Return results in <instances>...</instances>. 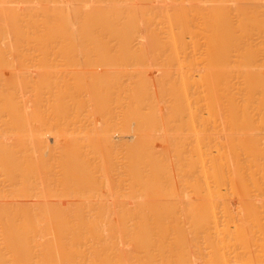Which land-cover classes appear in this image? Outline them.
Segmentation results:
<instances>
[{"label":"bare ground","instance_id":"obj_1","mask_svg":"<svg viewBox=\"0 0 264 264\" xmlns=\"http://www.w3.org/2000/svg\"><path fill=\"white\" fill-rule=\"evenodd\" d=\"M263 163L264 0H0V264H254Z\"/></svg>","mask_w":264,"mask_h":264},{"label":"rangeland","instance_id":"obj_2","mask_svg":"<svg viewBox=\"0 0 264 264\" xmlns=\"http://www.w3.org/2000/svg\"><path fill=\"white\" fill-rule=\"evenodd\" d=\"M260 167H263V168H264V163H263V166H259V167L256 169V173H257V174L255 175V177H256V176L258 177V178H255V180H256V181H255V184H256V185H258L259 182H261V178H260L261 176L259 177L260 174L257 172V171H259V168H260ZM259 172H260V171H259ZM263 176H264V172H263ZM259 178H260V179H259ZM263 178H264V177H263ZM256 193H257V191L255 192V194H256ZM257 195H258V194H257ZM254 197H255V196H254ZM257 197H258V196H257ZM257 197H255V198L257 199ZM258 200H259V198H258ZM258 200H256V202H255V203H257V204H255V205H257L258 207L255 206V207H257V208L254 210V212H255V213H254V216H255V214H256V216L254 217V223H255V227H257V228H255L254 230L259 229V231L257 230V232H255V233H256L255 235L261 236V235H259V233H258V232H260V228H259L260 224H259V223H262V222L264 221V213H263V212L260 213V210H259L260 207H259V204H258V203H259ZM254 201H255V200H254ZM258 208H259V209H258ZM257 209H258V210H257ZM259 213H260V214H259ZM258 218H259V219H258ZM260 218H263V219L260 220ZM255 220H256V221H255ZM258 221H260V222L258 223ZM263 224H264V222H263ZM258 225H259V226H258ZM263 226H264V225H263ZM263 226L261 225L260 227H263ZM263 228H264V227H263ZM258 236L255 237V241H254V242H255V243H254V247H255L254 249H256V250L254 251V254L256 253V254L254 255V257H255L254 259H256V261L254 260V264H257V263H258V264H263V263H264V260H263V259H264V256H263V258H262V262H261V259H260V261H259V257H260L259 255H260V253L258 252V249H260V248H259V247H260L259 242H261V241L259 240V238H261V237H259V238L257 239ZM262 237H263V236H262ZM256 240H257V242H256ZM257 257H258V259H257Z\"/></svg>","mask_w":264,"mask_h":264}]
</instances>
